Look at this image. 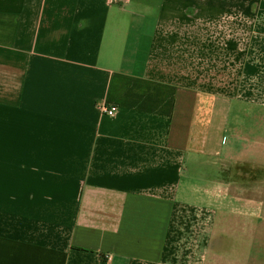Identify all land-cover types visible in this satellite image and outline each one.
<instances>
[{"label": "crops", "instance_id": "1", "mask_svg": "<svg viewBox=\"0 0 264 264\" xmlns=\"http://www.w3.org/2000/svg\"><path fill=\"white\" fill-rule=\"evenodd\" d=\"M255 109L264 0H0V264L197 263Z\"/></svg>", "mask_w": 264, "mask_h": 264}, {"label": "rangeland", "instance_id": "2", "mask_svg": "<svg viewBox=\"0 0 264 264\" xmlns=\"http://www.w3.org/2000/svg\"><path fill=\"white\" fill-rule=\"evenodd\" d=\"M261 111L255 109L252 116H256L246 114L239 122L243 128L259 131L258 134L247 131L243 137L246 141H260L262 153L254 159L252 146L239 150L241 130L240 134L238 129L233 134L229 131L225 137L229 149L217 158L218 168L209 166L213 181L198 183L199 190H203L197 201L200 229L196 232L198 244L202 243L198 252L202 253L194 264H264V111ZM254 160L260 165L254 166Z\"/></svg>", "mask_w": 264, "mask_h": 264}, {"label": "built area", "instance_id": "3", "mask_svg": "<svg viewBox=\"0 0 264 264\" xmlns=\"http://www.w3.org/2000/svg\"><path fill=\"white\" fill-rule=\"evenodd\" d=\"M110 1H113V2H120L122 0H110ZM103 112L109 116H112L115 114L116 110H117V107L115 105H110V106H103L101 107Z\"/></svg>", "mask_w": 264, "mask_h": 264}]
</instances>
